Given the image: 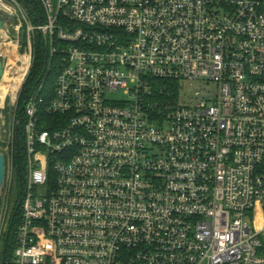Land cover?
<instances>
[{"label": "built area", "instance_id": "1", "mask_svg": "<svg viewBox=\"0 0 264 264\" xmlns=\"http://www.w3.org/2000/svg\"><path fill=\"white\" fill-rule=\"evenodd\" d=\"M36 1L32 25L0 0V88L26 69L4 159L37 36L58 58L24 108L13 264H264V0Z\"/></svg>", "mask_w": 264, "mask_h": 264}, {"label": "trees", "instance_id": "2", "mask_svg": "<svg viewBox=\"0 0 264 264\" xmlns=\"http://www.w3.org/2000/svg\"><path fill=\"white\" fill-rule=\"evenodd\" d=\"M28 11L31 17H34L35 23H38V13H40L41 9L36 0H18ZM48 62H51L49 57L48 47L43 43L42 39L37 36L36 41V55L34 57L32 69L27 76L24 85L21 89L18 105H17V116H20L19 123V145L16 149V170L18 176L20 177L22 172V167L24 165L25 152L23 147V126L25 123V111L24 108L30 98L37 94L41 85L44 84L42 94L47 93L50 95L53 94L56 79L58 77V69L56 64L58 63V58L54 57L52 59V70L51 73L48 74L47 66ZM159 92L160 90L163 92L162 95L158 93V96L154 99L155 101H159L160 103L170 98L171 101H174L176 95L178 93V85L176 83L170 82H160L157 84ZM169 94V96L167 95ZM21 200L20 191L18 193V197L16 199L12 218L8 221L5 229L0 238V264L3 259H5V264H13L14 254L17 245V231L18 226L21 221L20 217V208L19 203Z\"/></svg>", "mask_w": 264, "mask_h": 264}, {"label": "rangeland", "instance_id": "3", "mask_svg": "<svg viewBox=\"0 0 264 264\" xmlns=\"http://www.w3.org/2000/svg\"><path fill=\"white\" fill-rule=\"evenodd\" d=\"M10 6L6 5V8H9ZM30 15V14H29ZM31 16V15H30ZM30 23L32 25L35 24L34 17H30ZM14 26V25H13ZM12 27H9L5 29L3 32V35L6 34L7 36H11L12 38L16 35V30ZM27 27L24 25L20 31V39L23 41L24 36L26 35ZM6 39V38H5ZM5 41V40H4ZM11 42V41H10ZM5 44L8 43V41L4 42ZM2 48V47H1ZM1 59V58H0ZM6 61L4 59H1L8 64L14 63L17 61L16 57L13 55L10 57H5ZM4 89V87L2 88ZM7 90V88H5ZM8 98L6 99L5 103L3 105H0V151H4V149L7 146V141L12 133L13 130V123H14V112H15V106L12 104V94L10 92H7ZM6 94V95H7ZM127 99V96L124 94V91H120L119 93L112 95V100L115 101H123ZM185 101L188 103V100L185 99ZM9 155L6 154V161H5V181L4 185L2 187V191L0 195H3V197H7L6 201V208L11 214L16 199L18 197L19 193V178L18 173L16 170V164L12 160V153L11 149L8 150Z\"/></svg>", "mask_w": 264, "mask_h": 264}, {"label": "water", "instance_id": "4", "mask_svg": "<svg viewBox=\"0 0 264 264\" xmlns=\"http://www.w3.org/2000/svg\"><path fill=\"white\" fill-rule=\"evenodd\" d=\"M14 19L15 17L11 13L0 8V44L2 41L3 31L11 26ZM3 74H4V61L0 60V78L3 76ZM18 130L19 128L17 127V132ZM16 137H17V144H18V134ZM4 181H5V159H4L3 154L0 152V192L4 185ZM1 264H5V259L2 260Z\"/></svg>", "mask_w": 264, "mask_h": 264}, {"label": "bare ground", "instance_id": "5", "mask_svg": "<svg viewBox=\"0 0 264 264\" xmlns=\"http://www.w3.org/2000/svg\"><path fill=\"white\" fill-rule=\"evenodd\" d=\"M12 71H19V72L17 73V77L15 78L13 83H11L8 87H4V89H2L3 87L0 88V99L5 98V96L7 94L6 91L10 92L12 94V97L15 98L16 95H17V92H18V90L20 88V85L23 82V79L25 77L26 69L14 68ZM5 88H7V90Z\"/></svg>", "mask_w": 264, "mask_h": 264}]
</instances>
